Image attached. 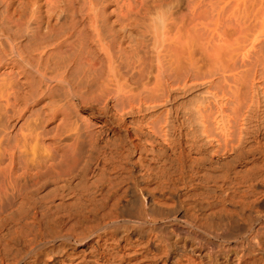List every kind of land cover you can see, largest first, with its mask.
<instances>
[{"label": "bare ground", "instance_id": "obj_1", "mask_svg": "<svg viewBox=\"0 0 264 264\" xmlns=\"http://www.w3.org/2000/svg\"><path fill=\"white\" fill-rule=\"evenodd\" d=\"M112 1L0 0V111L39 105L0 133V264H264V89L175 86L171 1Z\"/></svg>", "mask_w": 264, "mask_h": 264}, {"label": "rangeland", "instance_id": "obj_2", "mask_svg": "<svg viewBox=\"0 0 264 264\" xmlns=\"http://www.w3.org/2000/svg\"><path fill=\"white\" fill-rule=\"evenodd\" d=\"M170 1L171 2H169V3H171V4H169L168 6H164L165 8L163 7L160 10V12L166 11V14L163 13L164 17L162 19H160V16L156 13V15H154V18H156L154 20V22L162 23V22H165V20H166L167 21V22H165L166 24L169 22L168 25L169 24L171 26L173 25V27H172L173 28L172 30L174 32L173 34H175V36L178 38V39L177 38L175 39V44L178 46V48H180V50H179L180 52L181 51L183 52L186 49L188 52L187 53L185 51L186 54H190V60L191 61L193 60L191 63L192 64L194 63L193 68L190 67L192 65L188 66L187 64H185L183 66V67L186 66L184 68L185 70L181 67L180 70L182 69L183 71L182 70H181V72H180V70H179V72L177 71L176 76L175 75L174 76L176 78L177 77L178 78L171 80L172 82L173 81L175 82V83L173 82L174 85L176 83L178 84L179 82H180L179 85H182L184 82L188 81V83H189L193 80L192 84L194 83L195 85H199L198 86L199 88H203L205 86V89L207 87L210 88L209 90H211L212 88L214 90L217 89V92L219 91L218 94L222 93L221 91H224V90H221L222 88L225 89V91H228V92H226L227 95L225 94V97H228V98H230L229 94H228L230 92V90L237 89L236 87H238L239 84H240V86L238 88H240V89L243 85H244L243 87L246 88V86H247V88H248V86L251 87L253 84H254L253 86H255L257 84V85H259V87L264 89V57H263L264 56V0H236V1H234V0H229V1H227V0H209V1L208 0H206V1L205 0L204 1L203 0H170ZM225 1H227V2L225 4H223L222 2H225ZM109 4L110 5L107 7V11L111 13L110 17H112L114 19V17H116V12L119 10L120 0H118V2L112 1ZM236 4H238V5H236ZM133 5H135V3ZM231 6L233 7V10H232ZM233 12H234V14H232ZM196 14L200 18H198L196 16ZM165 15L167 17H165ZM196 18H198V19L202 18L201 19L202 21H200ZM214 18H216V19L214 20ZM237 18H239L240 25L238 24L239 21L237 20ZM195 20H197V21H195ZM234 20L238 21V22H236L237 23L236 26H235L236 23L234 22ZM192 21L196 22L195 25ZM178 24H180V25H178ZM242 25H243L245 30L249 31L248 33L245 34V30H241ZM224 27H225V29H224ZM235 27L238 29L240 28V29L236 30ZM234 28L236 30L235 32H237V31L240 32V33L237 32L238 33L237 35H240V34H245V35H242L239 37L236 36V34L233 32ZM218 31L220 32L219 35H218V33L216 34V32H218ZM250 31L252 33L254 31L255 32L253 33V35H251L252 33ZM260 31H261V33H260ZM249 33H251L250 36L248 35ZM227 34H229V37H227V42H226L227 45L223 42L216 41L213 38V37H216V39H217V35L218 36L222 35L223 36L222 38H224V35H225V37L228 36ZM231 34L232 35L234 34V35L232 36ZM246 35H248V36H246ZM261 36H262V38H261ZM249 37H251V38H249ZM189 38H190V40H187ZM219 38L221 39V37H219ZM228 38H230V40ZM181 39H182V41H181ZM196 39H197V41H196ZM206 40L209 42H207ZM214 40L216 42H220V44H222V46L218 45V44L216 45ZM253 40H254V42H253ZM177 42H178V44H177ZM179 44H180V47H179ZM209 44H211V45H209ZM213 44L216 46H214ZM192 46L194 48H192ZM219 46H221V48H219ZM215 48H216V52H215ZM192 49H194V50H192ZM201 49H205V50H201ZM204 53H206V54H204ZM218 58H220V59H218ZM202 61L203 62L205 61V64H203ZM195 64H197L198 68H196ZM200 67H202V68H200ZM156 69L157 68L153 69V74L156 73ZM195 69H197V70L195 71ZM199 70L201 71L200 73H199ZM161 73L162 72H160V74ZM161 75H163V80L165 81V77L167 74L166 73L164 74V72H163ZM174 76H173V78H174ZM182 81H184V82L182 83ZM130 85H132V84H130ZM125 86H126V84H125ZM129 87H131V86H129ZM129 87L127 85V88H129ZM205 89H204L203 94L208 93L205 95L211 94V93H209L211 91L216 92L213 89L211 91H209V90L206 91ZM227 89H229V90H227ZM97 91H98V89L94 90V93H93V90L91 91L92 93L91 92L89 93V96L91 97V99L93 97L92 100H94V101L102 99L101 97L100 98L97 97L98 99L95 98L94 95H96ZM140 91L143 93L146 92V90H143V91L139 90L138 91V89H136L135 92L139 93ZM225 91H224V93H225ZM100 92L101 91L97 92V96H101V95H99ZM153 92L158 94V95H156L154 93V95H150V96H153V100L155 99L157 101L158 99H160V97L161 98L163 97L162 95H160V94H162V92L161 93L159 91L156 92L155 90ZM224 93L220 94V96H223ZM111 96L112 97H110V100L114 101L113 95H111ZM154 96H155V98H154ZM150 98H152V97H150ZM187 98L189 100L191 97L185 96L182 99L186 100ZM73 100H75V99H73ZM162 100H163V98L158 100V101H162ZM38 109H39V105H34V104L31 105L30 108L24 112V115L21 118H18L17 120L16 119L15 120H8L6 118L7 116L0 111V133H1V130L5 127V129H3V130L4 131L6 130L5 132H7L9 135H11L10 133L12 132L13 136L12 135L11 136L14 137V135H15L14 132L17 133V131H19V127L24 126L28 122V119L30 117H32L34 112ZM28 114L29 115L32 114V115L29 116ZM25 154L27 155V153L20 154V157L22 155L24 156V158L21 157V160L25 159V157H26ZM231 246L236 247L237 249H239L241 251V248L238 245H236L235 243H232ZM55 249H56V253H57L56 254L57 255V258H56L57 261H56V259H54L55 261L52 260V261H50L49 264H59L60 263V261H59L60 255H61L60 248L58 246H55ZM211 249L212 250L215 249L214 246H211ZM22 255H20V258H19V255H17V257H16L17 263L16 264H24V263L29 264L28 258H26ZM58 258H59V260H58ZM19 259L21 261H19Z\"/></svg>", "mask_w": 264, "mask_h": 264}]
</instances>
